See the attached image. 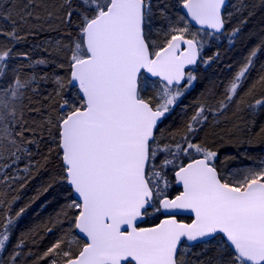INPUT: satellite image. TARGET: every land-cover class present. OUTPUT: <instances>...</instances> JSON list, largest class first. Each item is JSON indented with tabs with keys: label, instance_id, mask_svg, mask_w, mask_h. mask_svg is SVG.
<instances>
[{
	"label": "snow or ice",
	"instance_id": "snow-or-ice-1",
	"mask_svg": "<svg viewBox=\"0 0 264 264\" xmlns=\"http://www.w3.org/2000/svg\"><path fill=\"white\" fill-rule=\"evenodd\" d=\"M225 4L177 0L183 14L173 16L167 4L157 6L153 0H79V10L65 0L70 9L66 23L73 15L79 17L67 81L77 88V97L76 102L65 99L55 124L51 119L47 123L56 130L53 142L60 150L62 179L72 195L64 218L76 242L74 246L62 237L41 259L49 264H193L186 258L190 253L181 251L189 246L185 240L198 245L219 238L217 264H264V161L247 166L234 180L221 175L217 153L192 142L208 119L204 105L180 142L161 148L157 137L159 125L195 81L186 66L196 64L204 43L197 41L198 32H189V23L221 33ZM157 10L167 21L163 26L154 23ZM30 16L29 11L21 20L26 23ZM0 17L11 20V14ZM154 29L163 35L162 41ZM0 36L11 45H0V161H11L0 163V184L11 188L26 180L34 166L24 144L36 143L25 133L34 136L37 130L27 125L23 101L36 77L20 79L23 65L17 67L15 61H27V67L33 62L27 53L13 51L21 40L16 22L11 31L0 26ZM256 55L252 51L225 86L220 111L234 102ZM34 63L47 65L43 59ZM56 83L59 94L64 83L59 78ZM148 91L154 94L146 97ZM25 156L29 162L18 170L25 175L12 172ZM169 174L182 186L174 198L168 195ZM4 207L0 198V211ZM180 211L193 213L192 222L178 221ZM150 217L162 218L151 227H140ZM14 224L11 218L0 222V253L7 248ZM23 247V242L17 244L10 264H16ZM0 264L5 261L0 259Z\"/></svg>",
	"mask_w": 264,
	"mask_h": 264
},
{
	"label": "trees",
	"instance_id": "trees-1",
	"mask_svg": "<svg viewBox=\"0 0 264 264\" xmlns=\"http://www.w3.org/2000/svg\"><path fill=\"white\" fill-rule=\"evenodd\" d=\"M78 3L79 0H72V8L79 10ZM153 3L157 6L167 4L173 16L178 11L183 14L177 0H153ZM29 11L32 16L25 23L21 17ZM68 11L70 9L65 0H34L31 5L29 0H0V13L11 14V20L0 17V26L5 31H11L12 21H15L21 37L13 51L27 53L33 62L32 67H27V61H15L17 67L23 65L20 79L36 77V82L26 90L23 101L27 125L37 130L34 136L25 133L26 139H34L36 143L24 144L31 151L30 159L34 166L30 168L26 180L17 181L11 188L0 184V198L5 203L3 211H0V222H6L7 218L15 221L7 248L0 253V259L5 264H10V256L20 242L24 247L16 264H49L48 259L41 257L58 239H68L74 246L76 242L69 234L73 230L68 228V220L64 218L72 195L62 179L60 150L53 142L56 130L47 123L51 119L55 124L65 99L76 102L77 97V89L67 81L70 78L69 48L78 35L79 17L73 15L71 23H66ZM223 17L224 31L220 35L209 36L208 32L188 25L189 32H198L197 41L204 43L198 65L190 70L195 81L159 125L157 137L161 148L180 142L188 134V125L198 107L204 105L209 110L208 119L199 127L192 142L216 152V166L221 175L234 180L236 174L243 172L247 166L264 161V105L257 103L264 101V0H229ZM154 23L159 26L167 23L158 10ZM236 29L239 32L233 38ZM153 32L158 40H163V35L156 29ZM0 45L11 46L5 36H0ZM252 51H257L252 69L240 84L234 102L220 111L225 86L230 85ZM40 59L45 60L47 65L36 66L34 62ZM45 76L47 79H44ZM10 78L11 73L6 80ZM58 78L64 83V91L59 94ZM153 94V91H148L145 96ZM17 140L20 138L17 137ZM5 145L7 156V141ZM28 162L29 157L25 156L12 172L24 169ZM18 174L25 175L23 171ZM169 179L172 183L168 195L176 191L171 174ZM159 218H147L142 226L154 225ZM182 220L186 221L185 218ZM218 239L185 247L181 251L190 253L186 258L191 259L193 264L197 260L217 264L220 253Z\"/></svg>",
	"mask_w": 264,
	"mask_h": 264
},
{
	"label": "water",
	"instance_id": "water-1",
	"mask_svg": "<svg viewBox=\"0 0 264 264\" xmlns=\"http://www.w3.org/2000/svg\"><path fill=\"white\" fill-rule=\"evenodd\" d=\"M228 1H229V0H226V4H225L224 6H222V15H223V11H224L225 7L228 5ZM181 12L183 13V10H181ZM189 26H191V27H193V28H195V29H198V30H202V31H206V32H212L213 35H220V34H222L223 31H224V27H223L221 33H215L214 30L207 29L206 27L200 26V25L196 24L195 22H190V23H189ZM183 47H186V46H183V45H182V48H183ZM200 57H201V54H200V52H199V55H198V57H197V62H196V64H195V65H188V66H186V70H192V69H194V68L198 65V63H199V61H200ZM72 86H73V85H72ZM74 87H75V86H74ZM75 88H76V87H75ZM76 89H77V88H76ZM175 185H176L177 187H179V188L181 189V191H182V186H180V185H178V184H176V183H175ZM179 216H184V217H188V218H190L191 221H190L189 223H191L192 220L194 219V214H193V213H190V212H185V211H180V212H178L177 215H176L177 220H178V217H179ZM178 221H179V220H178ZM143 222H144V221H141V222H140V227H142L141 225H142ZM180 222H181V221H180ZM183 223H186V222H183ZM147 227H151V226H147ZM81 240L83 241L82 237H81ZM201 243H205V242H204V241H200L199 244H201ZM185 244H186V245H189V246H194V245H196L195 243L188 242L187 240H185Z\"/></svg>",
	"mask_w": 264,
	"mask_h": 264
},
{
	"label": "flooded vegetation",
	"instance_id": "flooded-vegetation-1",
	"mask_svg": "<svg viewBox=\"0 0 264 264\" xmlns=\"http://www.w3.org/2000/svg\"><path fill=\"white\" fill-rule=\"evenodd\" d=\"M173 183H174V186L176 187V191L173 192L172 194H170L169 196L174 198L176 195H178V194L181 192V189L175 185V181H174V180H173ZM160 218H162V217H160ZM160 218H159V219H160ZM183 218H185L187 222H186V221H183V220H182ZM178 220L181 221V222H186V223H189V222L191 221L190 218H188V217H184V216H179V217H178ZM144 221H145V220H144ZM158 222H159V220H158ZM158 222H157V223H158ZM142 224H143V223H142ZM155 224H156V223H155ZM141 226H142V225H141ZM151 226H153V225H151ZM142 227H147V226H142ZM201 244H203V243H201ZM194 246H196V245H194ZM194 246H188V247L190 248V247H194Z\"/></svg>",
	"mask_w": 264,
	"mask_h": 264
}]
</instances>
